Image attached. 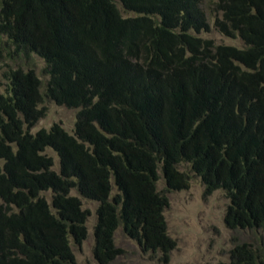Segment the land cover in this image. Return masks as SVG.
I'll return each mask as SVG.
<instances>
[{"label":"trees","instance_id":"trees-1","mask_svg":"<svg viewBox=\"0 0 264 264\" xmlns=\"http://www.w3.org/2000/svg\"><path fill=\"white\" fill-rule=\"evenodd\" d=\"M214 10L215 29L242 46L199 35L202 0H0L7 54H36L47 75L19 65L0 92V264H77L70 238H86L88 210L71 188L97 202L98 262L121 252L118 227L166 261V192L189 187L182 162L204 196L224 192L228 229L259 232L217 264H264V0ZM46 100L76 109L72 133L29 131Z\"/></svg>","mask_w":264,"mask_h":264},{"label":"rangeland","instance_id":"rangeland-1","mask_svg":"<svg viewBox=\"0 0 264 264\" xmlns=\"http://www.w3.org/2000/svg\"><path fill=\"white\" fill-rule=\"evenodd\" d=\"M216 0H202V7L206 12L209 21V30L201 31L200 36L211 38L218 44H229L242 46L240 38H231L219 33L213 21L219 16L214 10ZM120 13L123 16L134 15L132 12L125 11L119 2H116ZM5 36L0 35V92H5L8 79L6 73L17 68L19 65L24 69L33 68L42 81L47 79L44 71L45 62L36 54L30 58L19 59L16 55L9 56L6 48L3 47ZM42 105L46 106V113L43 117L29 129L35 133L41 128L48 129L50 125L60 123L69 133L73 132L76 118V109L68 108L63 105L45 101ZM44 153L53 158V169L58 170L59 159L51 148H46ZM180 170L189 173V187L166 192L168 205L163 214L166 221L167 233L175 241V245L168 253L167 260L162 258L159 252L145 251L138 242L127 237L121 227H118L113 234L115 247L121 249L111 261L106 264H217L220 261L229 260V250L237 242L247 241L256 242L258 233L250 230H230L224 223V212L229 203L221 189L214 190L210 195H203V184L199 177L190 171V165L182 162L178 165ZM157 181V189H164V181L161 177ZM50 203V191L41 193ZM71 195H76L81 201V208L88 210L86 220L87 235L80 243H76L70 238L71 248L77 264H101L93 255L94 245L93 225L96 221L95 209L97 202L82 198L75 188L70 189Z\"/></svg>","mask_w":264,"mask_h":264}]
</instances>
